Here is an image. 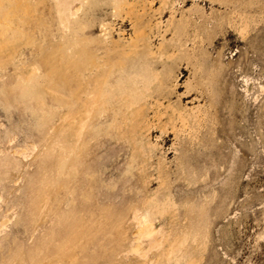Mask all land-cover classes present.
Listing matches in <instances>:
<instances>
[{"label":"rangeland","instance_id":"rangeland-1","mask_svg":"<svg viewBox=\"0 0 264 264\" xmlns=\"http://www.w3.org/2000/svg\"><path fill=\"white\" fill-rule=\"evenodd\" d=\"M0 264H264V0H0Z\"/></svg>","mask_w":264,"mask_h":264},{"label":"bare ground","instance_id":"bare-ground-1","mask_svg":"<svg viewBox=\"0 0 264 264\" xmlns=\"http://www.w3.org/2000/svg\"><path fill=\"white\" fill-rule=\"evenodd\" d=\"M74 7H76V6H74ZM73 9H75V8H73ZM76 10H77V9H76ZM74 11H75V10H74ZM78 118H80V117H78ZM78 118H75V119L73 120V122L76 121ZM154 233H155V228H154L153 224L150 223V222H148V221H145L144 224L141 226V228H140L139 230H137L135 234L137 235L138 239L140 240L141 238H143V237H145V236L153 237ZM152 242H153V241H152ZM178 244H179V243L176 242V243H174V244H170V245H169V247H168V249H167V254H168L169 257H170L171 255H173L174 253H176V250H177V248H178ZM139 248H140V245H138V246L134 249V251H138ZM62 256H63V257H70V252L60 251V257H62Z\"/></svg>","mask_w":264,"mask_h":264}]
</instances>
